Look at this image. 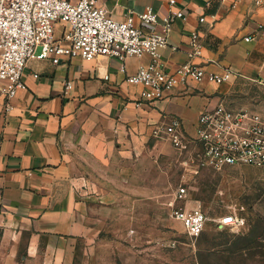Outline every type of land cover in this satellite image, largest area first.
I'll return each mask as SVG.
<instances>
[{
  "label": "crops",
  "instance_id": "1",
  "mask_svg": "<svg viewBox=\"0 0 264 264\" xmlns=\"http://www.w3.org/2000/svg\"><path fill=\"white\" fill-rule=\"evenodd\" d=\"M98 2L119 21L130 10L151 7L163 17L170 9L169 0ZM174 9L186 19L175 20L169 46L161 49L169 70L186 61L191 33L198 30L204 50L197 62L207 71L229 68L239 74L234 82L264 85V5L241 0L231 9L219 0H176ZM148 60L106 55L53 64L35 56L10 110L0 98V264H79L95 229L87 203L94 196L84 186L88 165L109 163L117 151L144 154L149 140L162 142L154 130L165 116L179 115L190 125L206 106L226 100L234 84L191 81L148 101L141 85L126 80ZM66 80L73 82L69 92Z\"/></svg>",
  "mask_w": 264,
  "mask_h": 264
},
{
  "label": "built area",
  "instance_id": "2",
  "mask_svg": "<svg viewBox=\"0 0 264 264\" xmlns=\"http://www.w3.org/2000/svg\"><path fill=\"white\" fill-rule=\"evenodd\" d=\"M219 1L231 9L241 2ZM252 2L264 5V0ZM175 3L169 0V13L163 17L147 7L130 10L125 20L119 21L98 0H0V98L6 99L5 110H10L12 98L25 86L23 74L35 56L53 64L75 57L93 61L107 55L125 61L148 56V62L126 77L129 83L143 87L142 95L148 101L162 100L171 90L191 81L223 84L239 77L229 68L222 73L209 72L197 62L204 50L198 30L191 33L186 61L175 70L167 68L161 49L169 46L175 20L186 19L183 12L174 9ZM199 21H206V15ZM216 21L214 14L209 27L214 28ZM120 70L125 72V66ZM72 88V80H66L65 92ZM154 136L170 145L185 171L242 166L264 169V114L232 107L224 99L206 106L190 125L179 115L165 116ZM186 195L187 184L183 183L175 199ZM173 216L183 222L192 237L203 232L208 220L200 209L177 207ZM217 222L242 224L233 215Z\"/></svg>",
  "mask_w": 264,
  "mask_h": 264
},
{
  "label": "rangeland",
  "instance_id": "3",
  "mask_svg": "<svg viewBox=\"0 0 264 264\" xmlns=\"http://www.w3.org/2000/svg\"><path fill=\"white\" fill-rule=\"evenodd\" d=\"M231 83L230 106L264 114V85ZM146 150L132 157L117 151L83 171L95 229L79 264H264V169L185 171L168 143L149 140ZM183 183L187 195L176 200ZM177 207L207 214L199 236L174 218ZM230 215L242 224H218Z\"/></svg>",
  "mask_w": 264,
  "mask_h": 264
}]
</instances>
